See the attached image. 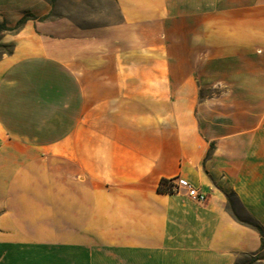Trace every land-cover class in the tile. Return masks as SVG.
Returning a JSON list of instances; mask_svg holds the SVG:
<instances>
[{
  "label": "crops",
  "instance_id": "crops-1",
  "mask_svg": "<svg viewBox=\"0 0 264 264\" xmlns=\"http://www.w3.org/2000/svg\"><path fill=\"white\" fill-rule=\"evenodd\" d=\"M62 2L0 0V264L259 251L264 0Z\"/></svg>",
  "mask_w": 264,
  "mask_h": 264
},
{
  "label": "rangeland",
  "instance_id": "rangeland-1",
  "mask_svg": "<svg viewBox=\"0 0 264 264\" xmlns=\"http://www.w3.org/2000/svg\"><path fill=\"white\" fill-rule=\"evenodd\" d=\"M63 6L60 8H57L58 12L64 13L65 12V0H62ZM9 50L8 46H0V57L3 56L4 53H6ZM230 208L232 212L238 216L241 220L244 221H250L249 218L246 216V214L243 213V211L238 207L235 200H231ZM235 264H264V252H261L257 255L254 254H248V255H242L239 256L237 262Z\"/></svg>",
  "mask_w": 264,
  "mask_h": 264
},
{
  "label": "trees",
  "instance_id": "trees-1",
  "mask_svg": "<svg viewBox=\"0 0 264 264\" xmlns=\"http://www.w3.org/2000/svg\"><path fill=\"white\" fill-rule=\"evenodd\" d=\"M27 19H28V16L23 17L22 19L19 20V22L14 27L7 26L4 21H0V37L4 32H15V31H17ZM0 46L3 47L5 45L0 44ZM11 51H12L11 47H9V50L7 51V53H11ZM166 182H167V179L162 180L161 184L159 185V190L168 191L167 187L165 186ZM234 216L239 221L244 222V223L256 228L259 231V233L261 235V247H260L259 251L254 253V255H257L261 252H264V229H263V227L261 225H259L258 223H256L255 221H252V220L244 221V220H241L240 218H238V216H236L235 214H234Z\"/></svg>",
  "mask_w": 264,
  "mask_h": 264
},
{
  "label": "built area",
  "instance_id": "built-area-1",
  "mask_svg": "<svg viewBox=\"0 0 264 264\" xmlns=\"http://www.w3.org/2000/svg\"><path fill=\"white\" fill-rule=\"evenodd\" d=\"M165 186L167 187L168 192L180 193L181 191L186 190L191 197H194L201 202L206 200L204 193H200L187 179L181 176L167 179Z\"/></svg>",
  "mask_w": 264,
  "mask_h": 264
}]
</instances>
